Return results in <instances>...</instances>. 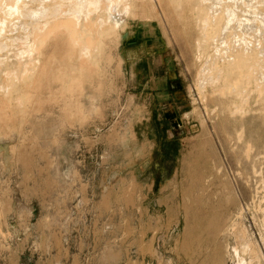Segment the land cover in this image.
Returning <instances> with one entry per match:
<instances>
[{"label":"rangeland","instance_id":"rangeland-1","mask_svg":"<svg viewBox=\"0 0 264 264\" xmlns=\"http://www.w3.org/2000/svg\"><path fill=\"white\" fill-rule=\"evenodd\" d=\"M186 1L131 0L93 57L67 41L0 93V264H264V104L231 115L230 97L198 90ZM241 7L264 17V0ZM152 35L168 45L170 99L149 56L128 57Z\"/></svg>","mask_w":264,"mask_h":264},{"label":"bare ground","instance_id":"bare-ground-1","mask_svg":"<svg viewBox=\"0 0 264 264\" xmlns=\"http://www.w3.org/2000/svg\"><path fill=\"white\" fill-rule=\"evenodd\" d=\"M229 1L187 0L184 11L194 18L196 50L203 59L198 90L210 87L230 97L227 111L244 115L252 95L264 104V17L256 9L253 18L244 19L242 0ZM130 10L131 0H0V93L11 100L15 81L38 72L46 64L43 57L64 49L67 41L78 54L93 57L102 36L122 25ZM251 236L240 231V249L256 260L260 253Z\"/></svg>","mask_w":264,"mask_h":264},{"label":"crops","instance_id":"crops-1","mask_svg":"<svg viewBox=\"0 0 264 264\" xmlns=\"http://www.w3.org/2000/svg\"><path fill=\"white\" fill-rule=\"evenodd\" d=\"M145 38L144 45L141 47L138 45L137 41H134L132 43H129V46L132 48L129 49V59H133L132 57H137L140 53L145 56H149V72L151 74V80L150 83L152 84V89L155 91V94L159 97H165L166 99H170L171 91H174L177 89L178 82L174 81V78L171 75L172 71L174 70L170 60L168 59L169 56H165V54H168L166 43L159 40V37L152 35L151 38ZM139 49V50H138ZM136 55V56H135ZM131 57V58H130ZM163 60L166 61V76L163 77H157L156 76V70L159 68L158 66L162 65ZM160 62V63H159ZM171 64V65H170ZM160 67V68H161Z\"/></svg>","mask_w":264,"mask_h":264}]
</instances>
